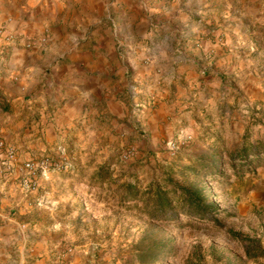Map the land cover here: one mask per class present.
<instances>
[{"label":"crops","instance_id":"0c3cea01","mask_svg":"<svg viewBox=\"0 0 264 264\" xmlns=\"http://www.w3.org/2000/svg\"><path fill=\"white\" fill-rule=\"evenodd\" d=\"M263 55L264 0H0V140L16 145L19 158L0 174V264L81 262L56 258L49 244L52 231L69 227L60 213L80 194L65 190L64 174L77 177L85 161L50 159L41 183L60 190L31 196L49 197L41 207L18 194L25 162L48 151L109 153L116 133L119 142L139 133L134 122L146 132L137 145L150 150L167 148L185 128L198 138L216 95L259 97ZM4 179L18 190L17 217L5 212Z\"/></svg>","mask_w":264,"mask_h":264},{"label":"rangeland","instance_id":"374dc122","mask_svg":"<svg viewBox=\"0 0 264 264\" xmlns=\"http://www.w3.org/2000/svg\"><path fill=\"white\" fill-rule=\"evenodd\" d=\"M260 66L263 77L264 55ZM244 91L232 89L225 98L216 95V100L221 102L203 112L211 125H207V130L198 138L193 130L183 129L193 134L194 139L173 154L165 145L161 150L138 146V137L145 136L146 132L140 122L134 121L139 133L122 142L118 141L120 134L116 133V148L109 153L101 149H83L77 155L76 152L66 155L60 150L46 152L40 160L68 156L85 161L77 177L71 171L64 174L68 180L62 183L65 190L80 194L77 199L69 200L66 213H60L70 217L69 227L52 231L51 254L61 260L77 255L81 258L80 264H264V258H247L243 243L229 233L238 232L258 241L264 248V84L255 100H249ZM255 145L261 149L262 156L241 158L243 149L249 154ZM128 152L130 155L125 156ZM97 160L106 163L99 168L87 165ZM39 174L40 171L36 175L38 188L35 191H26L25 185L18 187V191L12 180H1V184H5L7 215L17 217L14 201L17 191L28 205L36 203L41 207L49 197L38 196L35 200L30 199L31 196L38 195L43 188L44 191L60 190V183L54 188L43 187ZM167 177L183 187L201 191L206 202L227 214L210 221L181 216L173 222H157L145 214L143 194L137 201H123L126 195L123 184H137L146 191L154 181L168 183L165 182ZM166 190L172 192L171 188ZM22 217L25 224L30 222L27 214ZM39 219L51 220V217L40 216ZM36 260L28 264H35Z\"/></svg>","mask_w":264,"mask_h":264},{"label":"trees","instance_id":"16d2710c","mask_svg":"<svg viewBox=\"0 0 264 264\" xmlns=\"http://www.w3.org/2000/svg\"><path fill=\"white\" fill-rule=\"evenodd\" d=\"M262 145L264 147V144ZM260 150L255 145L252 146L251 154H248L245 148L241 151L240 155L241 158L262 156L263 153ZM165 182L168 183L161 184L154 181L148 186L146 191L141 190L137 184L125 183L122 186L126 190L123 201H137L138 196L143 194L144 212L151 220L157 222H173L181 216L198 221H210L215 216L227 214L213 203L206 202L205 196L201 191H194L190 188L183 187L173 180H170V177ZM167 188H171L172 192L169 193L166 190ZM228 216L231 217L230 214ZM216 223L220 224L218 220H216ZM229 233L233 239L243 243L247 258H264V248L259 246L258 241L232 230Z\"/></svg>","mask_w":264,"mask_h":264},{"label":"built area","instance_id":"2783aa9c","mask_svg":"<svg viewBox=\"0 0 264 264\" xmlns=\"http://www.w3.org/2000/svg\"><path fill=\"white\" fill-rule=\"evenodd\" d=\"M7 43L14 41V37L7 36ZM47 39H43L42 42H46ZM34 41L28 45H33ZM194 139V135L190 132L182 131L179 136L171 139L168 142L167 150L172 154L179 149L181 146L191 143ZM132 152V150H131ZM130 152L126 153L125 156H129ZM50 159H43L39 161H28L24 164V169L28 173V179L25 182L26 191H35L38 188V171H45L49 164ZM18 163V152L14 145L7 142L6 140H0V174H8L15 170Z\"/></svg>","mask_w":264,"mask_h":264}]
</instances>
